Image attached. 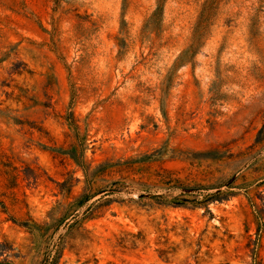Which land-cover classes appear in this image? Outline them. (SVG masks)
Masks as SVG:
<instances>
[{
    "label": "rangeland",
    "instance_id": "374dc122",
    "mask_svg": "<svg viewBox=\"0 0 264 264\" xmlns=\"http://www.w3.org/2000/svg\"><path fill=\"white\" fill-rule=\"evenodd\" d=\"M0 264H264V0H0Z\"/></svg>",
    "mask_w": 264,
    "mask_h": 264
},
{
    "label": "trees",
    "instance_id": "16d2710c",
    "mask_svg": "<svg viewBox=\"0 0 264 264\" xmlns=\"http://www.w3.org/2000/svg\"><path fill=\"white\" fill-rule=\"evenodd\" d=\"M89 202V200L86 201V203Z\"/></svg>",
    "mask_w": 264,
    "mask_h": 264
}]
</instances>
